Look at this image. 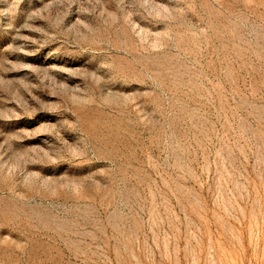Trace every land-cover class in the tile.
I'll list each match as a JSON object with an SVG mask.
<instances>
[{
	"label": "rangeland",
	"instance_id": "rangeland-1",
	"mask_svg": "<svg viewBox=\"0 0 264 264\" xmlns=\"http://www.w3.org/2000/svg\"><path fill=\"white\" fill-rule=\"evenodd\" d=\"M0 264H264V0H0Z\"/></svg>",
	"mask_w": 264,
	"mask_h": 264
}]
</instances>
